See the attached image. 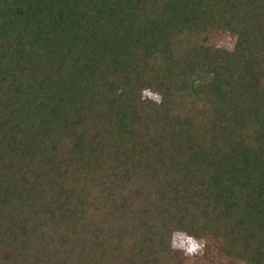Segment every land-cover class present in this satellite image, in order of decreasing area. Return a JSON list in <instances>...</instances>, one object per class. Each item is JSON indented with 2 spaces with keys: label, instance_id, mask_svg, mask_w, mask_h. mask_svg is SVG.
<instances>
[{
  "label": "trees",
  "instance_id": "trees-1",
  "mask_svg": "<svg viewBox=\"0 0 264 264\" xmlns=\"http://www.w3.org/2000/svg\"><path fill=\"white\" fill-rule=\"evenodd\" d=\"M175 232L264 264V0H0V264H181Z\"/></svg>",
  "mask_w": 264,
  "mask_h": 264
},
{
  "label": "rangeland",
  "instance_id": "rangeland-1",
  "mask_svg": "<svg viewBox=\"0 0 264 264\" xmlns=\"http://www.w3.org/2000/svg\"><path fill=\"white\" fill-rule=\"evenodd\" d=\"M235 39V36L225 37L223 33L219 31L214 32V34L212 35V40L210 42L213 44L216 43L226 48H231L235 42ZM144 92L158 99L157 94L150 93L146 90ZM173 234V248H176L179 252V260L181 264H242L243 262L240 260L232 259L224 253L222 249V242L220 240L221 238L218 239V237H215V239L212 240L213 236L209 235L206 237L207 239L205 241H193L183 232H175ZM199 242H201V244ZM197 249H199L198 256H200L203 251L206 252L207 249V257L202 263H197V258H195L194 255H190Z\"/></svg>",
  "mask_w": 264,
  "mask_h": 264
}]
</instances>
